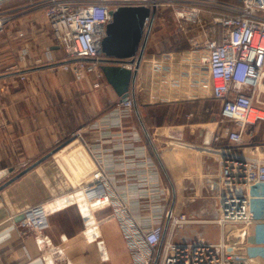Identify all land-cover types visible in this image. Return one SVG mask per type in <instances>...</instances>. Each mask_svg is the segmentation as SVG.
Instances as JSON below:
<instances>
[{
  "label": "crops",
  "instance_id": "crops-1",
  "mask_svg": "<svg viewBox=\"0 0 264 264\" xmlns=\"http://www.w3.org/2000/svg\"><path fill=\"white\" fill-rule=\"evenodd\" d=\"M31 1L4 4L11 17L0 32V171L8 174L0 183L55 151L0 190V264H44L21 211L81 185L96 168V157L110 167L114 183L147 224L158 217L154 197L171 204L197 197L211 204L219 191L216 159L207 154L198 159L187 149L176 155L163 143L172 116L181 112L176 124L184 125L187 137L194 125L219 114L220 99L195 73L194 50L173 51L171 58L145 50L129 94L132 108L116 113L122 100L100 64L81 77L63 68L62 50ZM211 101L218 109L210 112ZM209 137L198 131L195 141ZM157 148L171 155L173 166ZM93 217L100 232L96 240L87 237L77 206L50 214L48 233L65 253L58 264H135L113 208H96Z\"/></svg>",
  "mask_w": 264,
  "mask_h": 264
},
{
  "label": "built area",
  "instance_id": "built-area-1",
  "mask_svg": "<svg viewBox=\"0 0 264 264\" xmlns=\"http://www.w3.org/2000/svg\"><path fill=\"white\" fill-rule=\"evenodd\" d=\"M7 1L0 0V32L11 17L4 9ZM31 2L43 11L62 50L61 65L72 69L77 77L89 68L88 61H93L95 67L100 64L111 8L145 5L157 11L171 4L181 27L186 30L185 25H191L195 73L221 101L211 125L196 124L186 137L184 125L169 124L163 140L176 155L187 149L198 159L206 154L216 159L219 191L212 199L217 211L214 215L191 214L183 209L187 199L197 197H182V204L154 197L158 217L147 224L133 212V204L114 183L110 167L96 157V168L81 185L21 211L43 263L58 264L65 258L63 249L48 233L50 214L75 205L85 219V233L92 240L100 236L97 221L91 220L93 211L112 207L135 264H264V140L246 142L245 138L247 126L264 121V0ZM160 55L172 56L171 52ZM2 86L0 81V93ZM132 105L131 98L122 100L115 112L130 110ZM198 131L210 136L208 142L195 141ZM163 148H157L160 157L171 167L174 159L166 156ZM98 245L106 258L104 241L99 239Z\"/></svg>",
  "mask_w": 264,
  "mask_h": 264
},
{
  "label": "water",
  "instance_id": "water-1",
  "mask_svg": "<svg viewBox=\"0 0 264 264\" xmlns=\"http://www.w3.org/2000/svg\"><path fill=\"white\" fill-rule=\"evenodd\" d=\"M156 9L145 5H119L110 10L107 34L102 43L100 68L121 100L129 98L134 89L138 70L146 50ZM149 17V21L146 18ZM55 150L42 155L13 176L0 183V190L50 156ZM8 171H0V179Z\"/></svg>",
  "mask_w": 264,
  "mask_h": 264
},
{
  "label": "rangeland",
  "instance_id": "rangeland-1",
  "mask_svg": "<svg viewBox=\"0 0 264 264\" xmlns=\"http://www.w3.org/2000/svg\"><path fill=\"white\" fill-rule=\"evenodd\" d=\"M191 25H185L186 30L181 27L180 21L175 16L174 10L171 4L167 3L163 6L159 7L156 11V15L154 18V22L152 24L151 32L149 35V39L146 46V53L153 55V54H161L163 52H173V51H183L187 49L193 48L192 42L190 40V30ZM192 50V49H191ZM89 69L93 67V61H88ZM209 106L210 112L213 110L218 109L216 103L211 104ZM220 103V102H219ZM178 113L170 118L169 124H176L179 123L182 119ZM184 115V113H182ZM214 117L212 120L216 119ZM202 124V127H208L209 122L212 121L210 116L205 119ZM178 121V122H176ZM233 123L232 121H229ZM246 142H251L252 140H264V121L255 124L253 126H247V130L245 133ZM247 152V151H245ZM180 203L182 200L179 201ZM204 206V207H202ZM183 209L186 210L188 213L191 214H208L214 215L216 211V207L214 204V200H212L211 204H204L198 201V199L192 200V198L187 199L186 204H183Z\"/></svg>",
  "mask_w": 264,
  "mask_h": 264
},
{
  "label": "bare ground",
  "instance_id": "bare-ground-1",
  "mask_svg": "<svg viewBox=\"0 0 264 264\" xmlns=\"http://www.w3.org/2000/svg\"><path fill=\"white\" fill-rule=\"evenodd\" d=\"M91 220H92V222H93V221H96V219H95L94 217H93V218H91ZM96 223H97V222H96Z\"/></svg>",
  "mask_w": 264,
  "mask_h": 264
},
{
  "label": "trees",
  "instance_id": "trees-1",
  "mask_svg": "<svg viewBox=\"0 0 264 264\" xmlns=\"http://www.w3.org/2000/svg\"><path fill=\"white\" fill-rule=\"evenodd\" d=\"M253 141H259V140L255 139V140H253Z\"/></svg>",
  "mask_w": 264,
  "mask_h": 264
}]
</instances>
